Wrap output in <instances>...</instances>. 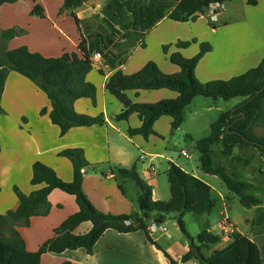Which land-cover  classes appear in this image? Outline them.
<instances>
[{"label":"crops","instance_id":"obj_1","mask_svg":"<svg viewBox=\"0 0 264 264\" xmlns=\"http://www.w3.org/2000/svg\"><path fill=\"white\" fill-rule=\"evenodd\" d=\"M234 1H237L234 4L236 9L232 11H236L239 19L225 22L222 26L217 23L219 18L221 19L220 16L225 14V4L230 2L224 3V12H220L215 22L209 21L207 13L194 22L178 23L163 18L144 34V47H136L118 69L124 75L136 73L148 62L149 58L143 55L149 53L151 48L157 50L162 45L170 46L168 54L182 51L180 54L183 57L190 58L199 50L200 43L207 42L211 50L198 61L194 70L199 82L229 80L255 68L264 60V0H255L253 9L247 7L246 0ZM105 4L106 0L84 1L73 11L79 24L74 21L70 10L63 9V0H19L12 4H3L0 6V34L11 28L22 33L8 41H3L0 37V54H3L4 50L23 46L43 57H59L64 53L77 52L81 35H85L86 20L99 14ZM35 6L41 8L43 16L32 14ZM234 17H228V20H233ZM208 23L217 27L209 28ZM182 30L187 31V34L183 35ZM178 41H189L190 45L176 51L174 44ZM161 59L162 61L152 60L163 73L178 72L177 66ZM99 70L103 72L102 75ZM110 74V70L102 62L96 63V68L86 75V81L96 87L95 106L85 98L78 99L73 104L78 114L102 116V124L74 127L61 137L58 127L49 120L50 103L45 94L23 76L14 72L7 75L0 100L3 111L0 114V214L14 210L18 205L13 187H17L25 195L41 187L30 184L31 167L35 162L53 169L62 181L71 182V164L59 153L73 148L82 149L86 161L96 165L94 168L84 169L81 189L97 211L112 215L139 213L136 202L138 189L136 186H132L130 190L126 189L124 185L128 182L124 181L126 179L117 178L114 168L128 170L134 167L139 178L152 187V199L163 200L165 194L158 190V172L154 165L155 160L163 159L168 163L165 175L169 165L174 164L206 183L211 188V196L216 202L213 210L217 208L218 214L223 216L216 226L209 225L207 218H204L206 215L199 216L202 219L198 220V230L195 237L191 238L195 240L203 230L221 237L219 243L203 249V255L208 257L213 251L223 248L230 243L229 236L235 233L246 237L256 246L264 264V154L253 148L235 146L231 155L224 156L220 148L219 153L226 158L225 164L230 163L237 154H245L246 158L242 159L238 167L231 166L227 170L234 181L247 184L245 196L252 197L257 202L246 207L233 193H217L214 197L211 185L199 175L190 173L179 164L171 163L173 160L166 154L170 143L169 136L172 134L170 117H160L153 125L155 134L149 135L147 139L140 135L128 134L129 129H136L141 125L136 114H131L126 120H115L123 106L105 90V83ZM126 95L132 103H156L176 97L174 92L166 89L127 91ZM42 109L46 110L45 114L40 113ZM132 148L140 153L138 157ZM134 159L141 165V175L137 172ZM256 160L260 164H251ZM48 201L51 205L48 215L32 217L28 226L20 225L17 228L28 252H35L52 237L57 226L78 210L74 196L57 189L51 191ZM166 220L162 223L165 231L154 228L149 231V236L170 258L179 262L188 252L190 240L186 235L187 241L168 233ZM153 223L155 222L150 225ZM222 226L228 233L222 231ZM90 227L89 222H84L75 229L74 234L86 233ZM215 227L217 232L213 233ZM63 262L169 264L168 258L148 242L143 231L122 234L112 229L104 232L96 242L92 254L80 248L40 256V264ZM185 264L199 263L190 260Z\"/></svg>","mask_w":264,"mask_h":264},{"label":"trees","instance_id":"obj_2","mask_svg":"<svg viewBox=\"0 0 264 264\" xmlns=\"http://www.w3.org/2000/svg\"><path fill=\"white\" fill-rule=\"evenodd\" d=\"M17 1L19 0H0V6ZM84 1L86 0H63V9L72 12L76 24H79V20L73 11ZM232 1L234 0H106L100 13L86 20L85 35H81L77 52L64 53L59 57H43L24 46L4 50L0 55V100L6 77L14 72L28 79L45 94L50 103L49 120L58 127L60 137L74 127L101 125L102 116L78 114L73 107L74 102L81 98L89 99L94 106L96 104V87L86 81V75L96 68L91 60L96 52L101 54L102 64L111 72L105 83V90L123 106L115 120H126L134 113L141 122L139 128L128 130L129 135H140L147 139L149 135L155 134L153 125L162 116L170 117L172 133L181 126L186 107L196 97L224 101L242 98L243 101L234 107L231 114H221L210 126V135L197 141L196 150L201 170L217 176L230 193L239 197L243 206H251L257 200L245 196L247 184L234 181L221 166L212 167L211 148L214 144H219L224 156L231 155L235 146L253 148L264 154V139L254 133L255 127H264V60L255 68L227 81L200 83L194 70L198 61L211 50L209 44L201 43L198 53L191 58H185L179 52L169 54V62L179 69L174 74L163 73L151 61L130 75H124L118 69L136 47H144V34L163 18L178 23L194 22L206 15L211 3ZM246 3L256 5L255 0H246ZM32 14L43 16L38 6L33 8ZM208 24L212 28L217 27L215 24ZM21 33L22 31L11 28L2 31L0 37L3 41H8ZM189 45L190 42L178 41L175 47L186 48ZM168 47L162 46L166 54ZM99 73L103 74L101 70ZM160 89L174 92L176 97L156 103H132L126 95L127 91ZM2 112L0 105V114ZM40 113L45 114L46 110L42 109ZM59 155L71 164V182L62 181L53 169L35 162L31 167L30 184L41 187L28 195L13 187L18 205L14 210L0 214V264H40L42 254H59L80 248L92 254L96 242L108 229L122 234L143 231L148 242L168 258L169 264H185L190 260L199 264H262L256 246L246 237L235 233L229 236L231 241L223 248L213 251L208 257L203 255L202 250L219 243L221 237L203 230L194 240L188 235L182 218L185 213L208 215L215 208L216 202L206 183L178 166L170 164L166 172L170 192L166 201L152 199V187L139 178L134 167L128 170L115 167L117 178L132 181L138 189L136 202L139 213L112 215L97 211L82 192L84 169L96 166L86 161L83 150L67 149ZM55 189L74 196L78 210L57 226L52 237L35 252H28L17 228L20 225L28 226L32 217L46 216L49 213L48 196ZM171 214L175 215L180 231L190 240L189 250L179 262L162 251L150 238L148 231L151 222L162 224ZM84 222L91 224L90 229L83 234H74L75 229Z\"/></svg>","mask_w":264,"mask_h":264},{"label":"rangeland","instance_id":"obj_3","mask_svg":"<svg viewBox=\"0 0 264 264\" xmlns=\"http://www.w3.org/2000/svg\"><path fill=\"white\" fill-rule=\"evenodd\" d=\"M236 3L237 1H233V2L225 4V8H226L225 14L223 13V16H220L221 19L219 18L218 20L219 21L217 23L219 24L218 26L224 25L223 23L225 22L234 21V20L239 19L238 18L239 16L237 17L236 11L234 10L232 11V9L234 8L236 9V6H234V4ZM247 7L253 9L255 5H248ZM231 16H235L234 19L232 20L230 18L228 20V17H231ZM207 26L209 28H212L209 24ZM182 34L183 35L187 34V31L182 30ZM186 42H189V41H186ZM162 46H160L157 50L151 48L150 49L151 51L149 50V53L144 54L143 57L147 56L149 58L148 62L149 61L153 62L152 59L162 61L161 58H163L164 61L169 63V60H168L169 54H166L163 52ZM174 49L176 51H180V49L182 48H178V49L174 48ZM198 51L196 52V54L198 53ZM181 52L182 51H180V53ZM213 81H216V80H213ZM221 81H227V80H221ZM242 101L243 99L238 98V97L227 100V101H224L222 99L213 100L210 98L196 97L193 100V102H191V104L188 107H186L184 121L181 124V126L177 130L173 131L172 134H170L169 136L170 143L166 150V154L168 155V157H171V159L173 160L171 161V163L179 164L187 171H190V173H195L196 175H199L200 177H202V179H204L209 185L213 187L214 197H216L217 193H223L227 195L228 194L231 195V193L226 189L224 184L221 183L219 178H217L216 176L207 175L203 171H201L200 163H199V153L196 150V143L197 141L203 138H206L210 135V126L219 119L221 114H224V113L231 114L234 107L237 106ZM254 133L258 137L264 139V127L257 126L254 129ZM211 149L214 153L212 156V162H211L212 167L221 166L223 167L225 173L227 174L229 172L227 170L229 169V167L231 166L238 167L242 159L246 158L245 154H237L236 158H234L233 160H230V163L225 164L226 158L219 153L220 145L214 144ZM132 150H134L136 157L140 155V153L136 149L132 148ZM183 151L189 155L188 158H185L182 156ZM134 162H136L137 164V172L141 175L142 173L141 165L135 159H134ZM144 162L146 165L145 160ZM251 164L256 165V164H260V162L256 160L255 162H251ZM154 165L157 169L156 171L158 172V178H157L158 190L165 194V196L162 198L163 200H158V201H166L170 197L169 185H168V181L165 175V168L168 167V163L163 159H158V160H155ZM261 165L263 164L261 163ZM143 169L146 170V167H144ZM124 181L128 182V183H125L124 185L126 186V189L128 190H130L132 186H135V184L130 180L126 179ZM248 194H251V193L248 192ZM50 208H51V205H50ZM217 210L218 209L216 208L210 214L204 217V218H207L206 220L210 223L209 225L211 226L213 225L216 226L217 222H219L223 217V216L221 217L218 214ZM182 219H183L185 229L188 235L190 237H195V233L198 230V220H201L202 218L193 213H185ZM166 221L167 222L165 224V227H167L168 233H171V235L174 234L176 237L183 238L187 241L185 235H183V233L180 231V229L177 226V222H176L174 214L168 215ZM216 232H217V228L215 227L213 230V233H216Z\"/></svg>","mask_w":264,"mask_h":264},{"label":"built area","instance_id":"obj_4","mask_svg":"<svg viewBox=\"0 0 264 264\" xmlns=\"http://www.w3.org/2000/svg\"><path fill=\"white\" fill-rule=\"evenodd\" d=\"M224 10V3H220V2H214L211 3L208 8H207V17L209 19L210 22H215L218 20V16L220 14L221 11ZM93 63H99L102 60L101 54L96 52L92 55L91 58ZM182 156L188 158L189 156L187 155V153L182 152ZM154 228H157L160 231H165V228L162 226V224H158V223H153L151 225H149L148 227V231H153ZM222 231L224 233H228V231H226V228H223V226L221 227Z\"/></svg>","mask_w":264,"mask_h":264}]
</instances>
